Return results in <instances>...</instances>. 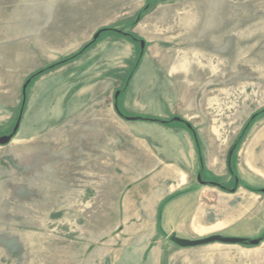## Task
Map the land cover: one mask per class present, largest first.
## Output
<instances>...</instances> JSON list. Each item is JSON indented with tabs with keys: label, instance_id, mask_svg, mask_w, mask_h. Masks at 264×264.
<instances>
[{
	"label": "rangeland",
	"instance_id": "obj_1",
	"mask_svg": "<svg viewBox=\"0 0 264 264\" xmlns=\"http://www.w3.org/2000/svg\"><path fill=\"white\" fill-rule=\"evenodd\" d=\"M150 1L0 0V136L33 73L119 31L28 84L0 145V264H264V114L221 188L264 109V0ZM117 91L171 122L121 117Z\"/></svg>",
	"mask_w": 264,
	"mask_h": 264
},
{
	"label": "trees",
	"instance_id": "obj_2",
	"mask_svg": "<svg viewBox=\"0 0 264 264\" xmlns=\"http://www.w3.org/2000/svg\"><path fill=\"white\" fill-rule=\"evenodd\" d=\"M150 3H151V1L149 0V2H147L146 6L142 9L141 13H142L143 11H145V10L150 6ZM141 13H140V14H141ZM140 14H139V15H140ZM107 32H117V33H119V31H115V30L112 29V28H104V30L102 31L101 35H100L97 39H94V38H93L89 43L85 44V45H84V46H83L78 52H76L75 54H73V55H71L70 57H67V58H65V59H63V60H61V61H58V62H56V63H54V64H52V65H49L48 67H46V68H44V69L38 70V71H36L35 73H33V74L28 78L29 83H31L34 79L40 77L41 75H43V74H45V73H47V72H49V71H51V70H54V69H56V68H58V67H60V66H63V65H65V64L69 63V62H73V61L77 60V59H78L79 57H81V56H82V55H83V54H84L89 48H91V47H92V46L98 41V39H99L103 34H105V33H107ZM122 34H123L124 36L128 37L129 39H131V40L134 41V42H139V41H140V39H139L136 35H134V34H132V33H122ZM134 70H135V67H134L132 70H130V72H129L127 78H126V81H125V84H124L122 90H124V89L127 87L128 82H129V80H130V77H131V75L133 74ZM27 88H28V87H27ZM122 90H121V92H122ZM26 91H27V89H26ZM26 98H27V96H26V92H25V94H23V96H22V103H21L20 115L22 114L23 109H24V107H25V105H26ZM115 109H116L117 113H118L121 117H123V118H125V117L128 118V117L130 116V115L125 114V113L122 111L121 107L119 106V100H118V99L115 100ZM263 114H264V109H262L261 111H259V112H257V113H254L253 115H251V117L247 120L246 124L244 125V127H243V129H242V131H241V133H240V135H239V137H238V139L236 140V142L234 143V145L230 148L229 153H228V156H227V168H228V172H229V174L231 175L232 179L234 180V184H233V186H231V187L221 186V185H220L222 189H224V190H226V191H229V192H233V191H235V190L237 189V187H238V177H237V172H236V169H235V166H234V156H235V152H236L238 146L240 145V143L242 142V140L244 139V137L246 136V134H247L249 128L252 126V124L255 122V120H256L257 118H259V117H260L261 115H263ZM130 117H132V118H139V119H142V120L154 121V122H161V123H169V122H171V121L161 120V119L154 118V117H144V116H130ZM181 122H182V121H181ZM183 122H185V121H183ZM185 124L188 126V123L185 122ZM189 127H190V126H189ZM190 129L192 130L191 127H190ZM195 137H196V135H195ZM196 142H197V139H196ZM197 146H198L197 148H198L199 155H200V170H199V176L202 177V176H203V170H204V162H203L202 156H201V154H200V147H199V145H197ZM207 183H208V184H217V183H212V182H210V181H208Z\"/></svg>",
	"mask_w": 264,
	"mask_h": 264
},
{
	"label": "water",
	"instance_id": "obj_3",
	"mask_svg": "<svg viewBox=\"0 0 264 264\" xmlns=\"http://www.w3.org/2000/svg\"><path fill=\"white\" fill-rule=\"evenodd\" d=\"M103 30L104 29H101L97 33H95L93 38L97 39L101 35ZM145 45H146L145 41L142 40L141 41V48L144 49ZM28 84H29V81H27L23 85V94H25L26 89L28 87ZM119 95H120V91H117L115 94L116 100L118 99ZM174 120L175 121H181L182 119L180 117H175ZM20 122H21V115L19 116L18 121L16 122L12 133L0 136V145H7L12 141L15 133L18 131V129L20 127ZM200 178L201 177L199 176V180H200ZM170 240L173 241L174 243H176L177 245L181 246V247H193V246L204 245V244L213 243V242L238 243V242H241L243 239L236 238V237H226V236L214 235V236L204 238V239L188 240V239L179 238L176 235H172L170 237ZM251 242H252V244H259L260 239H255V240H252Z\"/></svg>",
	"mask_w": 264,
	"mask_h": 264
},
{
	"label": "crops",
	"instance_id": "obj_4",
	"mask_svg": "<svg viewBox=\"0 0 264 264\" xmlns=\"http://www.w3.org/2000/svg\"><path fill=\"white\" fill-rule=\"evenodd\" d=\"M186 134H188V135H189V133H186ZM186 134H185V135H186Z\"/></svg>",
	"mask_w": 264,
	"mask_h": 264
}]
</instances>
